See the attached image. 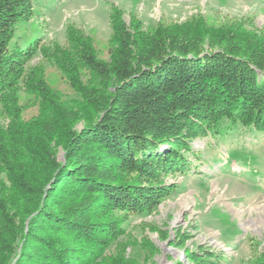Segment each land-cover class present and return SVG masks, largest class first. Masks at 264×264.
I'll list each match as a JSON object with an SVG mask.
<instances>
[{"label":"trees","instance_id":"trees-1","mask_svg":"<svg viewBox=\"0 0 264 264\" xmlns=\"http://www.w3.org/2000/svg\"><path fill=\"white\" fill-rule=\"evenodd\" d=\"M32 6L0 0V264H119L104 252L173 193L159 177L193 139L222 119L264 131V33L198 16L148 32L113 9L103 59L71 27L64 45H11Z\"/></svg>","mask_w":264,"mask_h":264},{"label":"rangeland","instance_id":"rangeland-1","mask_svg":"<svg viewBox=\"0 0 264 264\" xmlns=\"http://www.w3.org/2000/svg\"><path fill=\"white\" fill-rule=\"evenodd\" d=\"M32 7L28 20L16 25L11 45L25 48L37 38L43 45H64L71 27L90 36L103 59L113 9L126 23L135 17L148 32L158 24H181L198 16L215 28L226 24L264 33V0H33ZM45 75L55 88L66 89L55 68L45 66ZM35 111L27 109L26 115ZM218 125V132L189 143L192 152L186 153L183 170L159 177L173 193L159 200L150 214L128 215L125 232L102 260L264 264V131L227 119ZM62 155L60 150L58 161Z\"/></svg>","mask_w":264,"mask_h":264},{"label":"bare ground","instance_id":"bare-ground-1","mask_svg":"<svg viewBox=\"0 0 264 264\" xmlns=\"http://www.w3.org/2000/svg\"><path fill=\"white\" fill-rule=\"evenodd\" d=\"M183 204V203H182ZM255 209H257V207L255 208ZM251 211H252V209H251ZM257 211H259V209H257L255 212H257ZM261 212V211H260ZM237 213V212H236Z\"/></svg>","mask_w":264,"mask_h":264}]
</instances>
